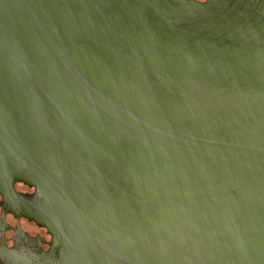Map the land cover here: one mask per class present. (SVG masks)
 <instances>
[{
  "label": "water",
  "instance_id": "obj_1",
  "mask_svg": "<svg viewBox=\"0 0 264 264\" xmlns=\"http://www.w3.org/2000/svg\"><path fill=\"white\" fill-rule=\"evenodd\" d=\"M64 3L69 264H264V0Z\"/></svg>",
  "mask_w": 264,
  "mask_h": 264
},
{
  "label": "flooded vegetation",
  "instance_id": "obj_2",
  "mask_svg": "<svg viewBox=\"0 0 264 264\" xmlns=\"http://www.w3.org/2000/svg\"><path fill=\"white\" fill-rule=\"evenodd\" d=\"M61 2L0 0V143L17 151L14 166L21 176L12 177L16 170L0 161L6 165L0 167V264H69V134L63 136L56 102L59 82L69 90V71L57 69ZM80 2L67 0L64 7L76 12ZM42 12L52 21L44 39ZM56 140L65 142L64 151L43 145Z\"/></svg>",
  "mask_w": 264,
  "mask_h": 264
}]
</instances>
